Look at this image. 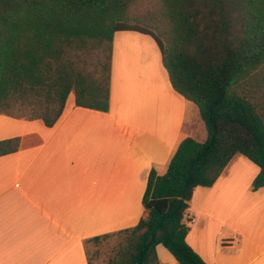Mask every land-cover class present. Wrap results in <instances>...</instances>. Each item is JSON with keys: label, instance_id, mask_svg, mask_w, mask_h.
<instances>
[{"label": "crops", "instance_id": "obj_1", "mask_svg": "<svg viewBox=\"0 0 264 264\" xmlns=\"http://www.w3.org/2000/svg\"><path fill=\"white\" fill-rule=\"evenodd\" d=\"M202 123L171 86L154 39L116 32L107 111L67 97L51 126L0 114V140L17 138L0 155V264H90L87 244L137 238L149 171L164 174L184 138L204 141ZM258 171L236 154L211 186L194 189L186 242L206 263L264 264V188H251ZM122 253L108 264H128L134 251ZM150 264L180 263L157 244Z\"/></svg>", "mask_w": 264, "mask_h": 264}, {"label": "trees", "instance_id": "obj_2", "mask_svg": "<svg viewBox=\"0 0 264 264\" xmlns=\"http://www.w3.org/2000/svg\"><path fill=\"white\" fill-rule=\"evenodd\" d=\"M138 1L0 0V114L34 104L30 118L51 126L71 92L76 106L107 111L114 34L151 36L171 86L197 106L207 135L184 138L164 174L149 171V215L134 229L144 231L128 264H150L157 244L180 264H208L186 242L194 189L211 186L236 154L259 168L251 188H264V0H157L164 27L156 33L130 21ZM95 47L104 59L89 70L81 55ZM16 142L0 140V155Z\"/></svg>", "mask_w": 264, "mask_h": 264}, {"label": "rangeland", "instance_id": "obj_3", "mask_svg": "<svg viewBox=\"0 0 264 264\" xmlns=\"http://www.w3.org/2000/svg\"><path fill=\"white\" fill-rule=\"evenodd\" d=\"M160 5L157 0H139L135 5H133L129 10L130 21L133 22L139 21L140 23L150 26L154 32L155 30L159 32L160 28L164 27L163 18L160 14ZM140 19V20H137ZM156 33V32H155ZM161 39L163 36H161ZM163 40V39H162ZM83 59L86 60L87 68L89 70L93 69L94 65L98 60L104 59V54L101 51V48H93L91 49L87 55H81ZM69 101L74 100V94L71 92L68 96ZM36 105L34 104H26L16 102L13 107L9 110L11 113L15 114V116H20L28 119H32L30 117L34 116L32 112L33 109H36ZM202 126V127H201ZM200 126V132L203 130L206 137V129L204 127V123ZM203 128V129H201ZM126 234V233H125ZM125 234H119L116 237H105L98 241L87 244V253L89 256L90 264H108V260L114 256L115 252H123V259L128 256L130 251L133 250V243L136 238L128 239V242L125 240L127 238ZM132 241V243H131ZM131 243V245H130ZM119 262H121V258H118Z\"/></svg>", "mask_w": 264, "mask_h": 264}]
</instances>
